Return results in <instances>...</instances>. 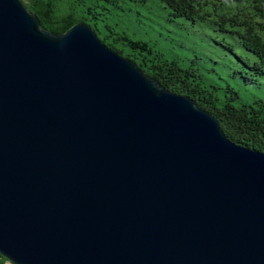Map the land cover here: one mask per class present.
<instances>
[{"label": "water", "instance_id": "obj_1", "mask_svg": "<svg viewBox=\"0 0 264 264\" xmlns=\"http://www.w3.org/2000/svg\"><path fill=\"white\" fill-rule=\"evenodd\" d=\"M77 23L0 0V256L264 264V152Z\"/></svg>", "mask_w": 264, "mask_h": 264}, {"label": "trees", "instance_id": "obj_2", "mask_svg": "<svg viewBox=\"0 0 264 264\" xmlns=\"http://www.w3.org/2000/svg\"><path fill=\"white\" fill-rule=\"evenodd\" d=\"M21 1L37 16L41 27L54 34H62L79 22L91 26L107 47L132 60L169 92L194 100L200 109L210 113L230 141L264 152V99L253 96L252 101L242 100L240 91L211 79L195 63L183 67L182 59L168 60L149 44L110 28L106 15L111 10L104 2L118 7L121 0ZM126 1L143 4L149 0ZM156 1L167 9L169 21L183 18L192 23L208 22L214 31L227 34L247 55H235L233 47L225 43L226 50L241 62L239 72L244 83L259 85L262 80L260 85L264 87V0ZM102 28L109 29L115 38L102 34ZM1 259L5 260L0 256Z\"/></svg>", "mask_w": 264, "mask_h": 264}, {"label": "rangeland", "instance_id": "obj_3", "mask_svg": "<svg viewBox=\"0 0 264 264\" xmlns=\"http://www.w3.org/2000/svg\"><path fill=\"white\" fill-rule=\"evenodd\" d=\"M104 4L111 10L106 15V24L116 32H125L131 39L149 44L168 60L182 59L180 64L183 67L195 63L211 79L240 91L242 100L264 99L262 80L259 85L244 83L239 72L241 62L226 50L225 43L233 47L235 55L247 57L246 53L227 34L214 31L210 23H192L183 18L169 21L167 9L156 0L143 4L121 0L118 7ZM101 32L115 38L109 29L102 28ZM234 103L239 104L237 101ZM3 263L12 264L6 259Z\"/></svg>", "mask_w": 264, "mask_h": 264}, {"label": "crops", "instance_id": "obj_4", "mask_svg": "<svg viewBox=\"0 0 264 264\" xmlns=\"http://www.w3.org/2000/svg\"><path fill=\"white\" fill-rule=\"evenodd\" d=\"M3 262H4V260L1 259V260H0V264H5V263H3Z\"/></svg>", "mask_w": 264, "mask_h": 264}]
</instances>
